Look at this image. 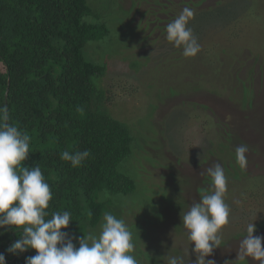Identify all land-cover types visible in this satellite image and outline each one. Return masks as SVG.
I'll list each match as a JSON object with an SVG mask.
<instances>
[{
	"label": "rangeland",
	"instance_id": "obj_1",
	"mask_svg": "<svg viewBox=\"0 0 264 264\" xmlns=\"http://www.w3.org/2000/svg\"><path fill=\"white\" fill-rule=\"evenodd\" d=\"M98 1L93 3L105 8L109 0H101V4ZM123 3L128 7L131 0L109 1L112 30L108 42L96 44L101 49L89 54L96 61L110 57L108 73L97 82L108 89L115 117L130 123L149 119L145 120L147 127L156 129L150 122L155 115L157 121L166 117L168 125L166 137L161 136L167 140L166 145L153 136L147 141L149 148L141 163L140 154L136 165L133 161L138 191L122 199L117 209L123 213L115 216L123 219L134 235L141 228L147 236L145 243L150 251L143 248L142 253L137 248L132 253L139 264H165L163 256L170 250V254L183 255L185 264H191L196 254L191 251L194 244L187 238L181 214L200 200L198 188H210L207 169L219 163L225 170L224 163L230 159L224 155L229 154L228 149L225 153L217 149L215 155L209 151L216 147L218 136L226 142L231 135L233 148L247 144V170L257 177L264 175V0H203L199 9L218 7L211 13L218 21H209L210 26L204 23L201 28V51L196 57H184L182 48L171 49L159 56L161 60L149 55L148 49L153 44L150 40L158 37L162 26L166 28L163 24L169 23L151 25L148 31L154 33L149 37L148 14L138 8L136 0H132L128 12ZM174 8L177 15L184 10ZM225 175L230 223L222 229L225 244L208 259L216 264L230 260L231 264H259L250 257L239 262L236 259L247 224L257 219L258 225L264 217V180L258 184L256 178L258 187L254 184L253 191L258 194L261 190V195L252 197L251 189L244 187L251 182L242 180V184L232 175ZM164 202L167 204L163 206ZM255 235L264 236V229H257Z\"/></svg>",
	"mask_w": 264,
	"mask_h": 264
},
{
	"label": "trees",
	"instance_id": "obj_2",
	"mask_svg": "<svg viewBox=\"0 0 264 264\" xmlns=\"http://www.w3.org/2000/svg\"><path fill=\"white\" fill-rule=\"evenodd\" d=\"M109 1L102 8L93 0H0V106L7 105L9 123L31 137L30 154L25 164L39 166L49 183L53 194L49 211L70 212L73 221L63 231L74 238L77 247L79 238L99 235L105 212L120 215L123 212L117 208L122 199L138 191L135 159L142 155L141 163L147 155V141L155 136L163 146L167 143L161 138L167 134L166 117L157 121L155 115L151 116L150 122L156 129L147 127L149 124L145 120L149 119L140 118L136 125L115 117L109 105L112 99L108 89L97 82L108 73L110 57L96 61L89 54L101 49L96 44L108 42L112 30L108 22ZM136 1L138 8L148 14L147 31L159 22H172L178 16L174 7L179 6L192 10L194 15L188 27L197 38L202 36L204 23L210 26L209 21H218L211 16L218 7L209 5L199 9L203 0ZM145 4L150 6L142 8ZM121 5L128 12L132 0L128 7L124 3ZM164 14L167 16L162 17ZM161 29L158 37L150 40L153 44L148 49L149 55L160 60L159 56L171 49L180 51L167 40L166 28L162 26ZM151 32L148 31L149 37ZM130 66L133 67L131 63ZM79 108L83 111H78ZM219 137L216 147L213 141L215 148H210V153L215 155L217 149L222 152L228 149L229 154H224L230 158L224 163L225 173L241 182H251L243 186L251 189L252 197L261 195V190L258 194L253 190L254 184L258 187L263 182L264 175L258 176L256 184L258 177L236 163V147L230 145L234 138L230 135L224 142ZM65 150H89L91 156L81 166L73 168L70 162L60 158ZM164 165L169 166L166 162ZM165 175L167 173H162ZM198 189L201 193L210 192L211 186ZM165 204L167 202L163 206ZM256 226L264 229V217ZM132 235L134 250L150 251L141 228ZM16 239L15 231L0 229V253L5 255L6 264H25L26 257L36 255L34 249L21 254L9 253L7 249Z\"/></svg>",
	"mask_w": 264,
	"mask_h": 264
},
{
	"label": "clouds",
	"instance_id": "obj_3",
	"mask_svg": "<svg viewBox=\"0 0 264 264\" xmlns=\"http://www.w3.org/2000/svg\"><path fill=\"white\" fill-rule=\"evenodd\" d=\"M193 15L191 9L185 8L166 27L167 40L182 48L184 57H196L201 51L198 38L188 27ZM9 120L7 105L0 106V229H11L18 234L7 251L21 254L34 249L36 255L26 257L25 264H139L132 254L135 248L132 232L123 219L110 212L104 213L99 236L79 238V247L76 246L74 238L63 231L73 221L70 212L49 211L53 199L49 183L39 166L25 164L31 137ZM248 151L247 144L235 148V160L242 170L248 165ZM90 156L89 150L60 153L61 160L70 162L73 168L81 166ZM207 176L213 190L202 192L200 200L181 214L187 238L194 244L191 251L196 254V260L191 264H216L208 257L221 248L222 229L230 223V207L225 201L228 180L222 165L217 163L208 168ZM255 221L247 224L236 261L250 257L264 264V236L255 235ZM170 253L171 250L163 256L165 264H185L183 255ZM0 264H6L3 253Z\"/></svg>",
	"mask_w": 264,
	"mask_h": 264
},
{
	"label": "water",
	"instance_id": "obj_4",
	"mask_svg": "<svg viewBox=\"0 0 264 264\" xmlns=\"http://www.w3.org/2000/svg\"><path fill=\"white\" fill-rule=\"evenodd\" d=\"M8 93H9V88L7 89V92H6V99H7Z\"/></svg>",
	"mask_w": 264,
	"mask_h": 264
}]
</instances>
